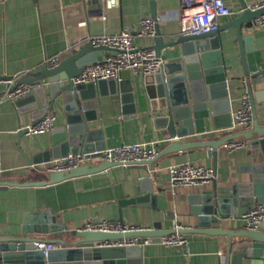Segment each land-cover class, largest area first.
Segmentation results:
<instances>
[{
    "label": "crops",
    "instance_id": "crops-1",
    "mask_svg": "<svg viewBox=\"0 0 264 264\" xmlns=\"http://www.w3.org/2000/svg\"><path fill=\"white\" fill-rule=\"evenodd\" d=\"M244 1L249 6L260 0ZM225 3L235 12L230 17H222L221 23L230 21L242 12L241 0H225ZM154 4L163 40L175 39L180 34L179 0H154ZM145 16H153L151 0H0V76H22L36 71L43 66L46 57L62 51L67 55L72 53L89 35L135 31ZM257 30H262V39L253 38V43L258 41L263 44L246 52L251 74L264 70V25L258 26L251 20L242 26L244 35ZM155 37L137 36L135 41L140 46L153 47ZM218 37L223 49L229 91L227 96L215 99L217 112L211 113L215 122L211 117L206 120V129L200 132L203 140L219 139L232 131L233 113L246 90L243 87L246 76L243 74L236 27L229 25L219 30ZM110 51L103 49L102 57ZM180 53V44L162 47L160 55L163 64L176 61ZM141 76L131 74L134 95L125 102L121 98L124 93L121 90V75L115 81L104 80L100 88L96 87L95 104L82 108L80 113L88 112L89 117L85 118L88 128L94 133V139L89 144L92 148L144 141L149 148L157 151L151 163L116 164L45 185H16L5 181L44 178L47 171L42 168L65 155L59 142L55 143L57 152L52 151V136L58 133L56 129L69 125L67 115L79 112L65 111L61 106L48 109L33 89L15 100L2 98L6 84L0 82V236L19 234L24 215L35 210L49 211L54 215L64 230L58 236L67 240L73 237L65 231L80 228L89 219H122L129 224L147 227L158 224L159 229L195 227L198 220L193 208L201 204V201H194L196 196L214 186L229 188L233 183L248 179L254 165L262 159L259 147L250 141L232 150L224 145L219 146L216 159L207 154L205 147L167 151L173 140L193 141L196 134L170 138L167 128L156 121L159 110L146 106L139 87ZM250 81L254 104L261 107V110H257L258 118L264 123V73L251 75ZM42 83L46 85L45 80ZM49 99L47 96V101ZM49 113L55 114L52 129L31 135L19 133L21 126ZM46 149H49L48 159L40 156ZM79 149H82L81 146ZM101 160L94 158L90 164ZM187 161L212 168L215 163L214 178L203 188H172L169 166ZM149 186L154 187V199L141 204L121 203L124 199L139 195L141 188L148 191ZM251 205L239 206L235 212L231 203L226 204L224 210L230 213H224L217 224L226 229L239 230L243 224L241 214ZM261 229H264V218ZM57 232L41 236L52 240ZM188 234L189 244L185 249L158 241L142 245L140 264H221L219 251L227 256L225 264H236L227 251L228 237L225 234ZM241 264H264V251L259 258H244Z\"/></svg>",
    "mask_w": 264,
    "mask_h": 264
},
{
    "label": "water",
    "instance_id": "water-1",
    "mask_svg": "<svg viewBox=\"0 0 264 264\" xmlns=\"http://www.w3.org/2000/svg\"><path fill=\"white\" fill-rule=\"evenodd\" d=\"M151 6L152 15L156 17L154 0H151ZM241 7L242 12L239 15L228 22L219 23L216 29L195 34H179L175 39L166 41L163 40L157 24L155 43L152 45L155 52L160 55L162 47L180 44L181 53L176 61L162 63L154 72L142 75L139 80V87L146 106L149 109L159 110L156 121L167 128L170 137L178 138L192 133L196 134V139L193 141L173 140L167 151L205 147L207 154L216 159V149L232 140L250 141L259 147L262 159L254 165L253 172H250L248 179L233 183L229 188L220 189L214 186L211 190H203L201 195L196 196L194 200L201 201L200 205L193 208V212L197 214V226L180 227L179 229L185 233L225 234L228 237L227 251L231 253L236 264H241L244 258L249 260L259 258L264 251V229L230 230L217 224L224 213H230L224 210V206L228 203H231L235 212L239 206H249L255 202L264 206V123L259 121L257 110H261V107H256L254 104L253 87L250 81L251 75L257 76L264 73V70L251 74L246 60L247 51L263 44L258 41L253 43V38L261 37L262 39L263 32L257 30L246 35L242 33L243 24L262 14L264 6L251 9L244 0H241ZM229 25L236 27L243 74L246 76L243 87L247 91L252 107L251 121L249 126L232 130L219 139L203 140L200 132L206 129V120L211 117V113L217 112L215 99L219 96H227L229 91L223 49L218 37V31ZM107 48L103 45L95 46L87 40L55 66H42L36 71L21 76L22 81L33 84V91L38 93L40 102L48 109L61 106L65 111L77 110L79 112L67 115L69 125L56 129L58 133L54 134L51 140L53 152H57L58 149L56 142L60 143L59 146L64 150L65 155L70 151L79 150V146L84 150L92 149L89 144L94 139V133L88 128L85 118L89 115L87 111L80 112L82 108L95 104L96 87L100 88L106 79L95 83H83L73 82L71 78L79 74L86 64L101 60V51ZM119 75L123 78L121 90L124 93L121 98L125 102L134 95V85L130 81L131 72L128 69L121 70ZM43 80L46 81V85L42 83ZM108 80L115 81V78L110 77ZM47 96L50 98L49 101H47ZM86 96L90 98L85 99ZM211 119L215 122V117L212 116ZM25 131L24 128L19 129V133H25ZM48 150L40 153V156L48 159ZM150 163L151 161H147L144 164ZM112 165L116 163L101 160L95 164H80L68 170H49L43 167L42 169L47 172L42 179L20 182L5 181V183L45 185L97 172ZM213 170L215 174V163ZM153 190V186H149L148 191L141 188L139 195L124 199L121 203L147 202L150 198L154 199ZM158 226L155 224L154 227L131 229L124 232L74 228L65 231L73 237L67 240L58 236L64 230H62V225L56 222L54 215L49 211L35 210L24 215L23 227L19 234L0 236V264H140L142 247L140 245L99 247L94 245V242L131 236L152 237L154 241H158L159 236L174 230L159 229ZM56 230L58 231L55 234L57 236L52 240L43 239L41 236ZM40 240L59 243V246L44 252L33 245L34 241Z\"/></svg>",
    "mask_w": 264,
    "mask_h": 264
},
{
    "label": "built area",
    "instance_id": "built-area-1",
    "mask_svg": "<svg viewBox=\"0 0 264 264\" xmlns=\"http://www.w3.org/2000/svg\"><path fill=\"white\" fill-rule=\"evenodd\" d=\"M264 6V0L249 5L251 9ZM235 11L229 7L225 0H179L178 20L180 34H195L216 29L221 23L222 17H230ZM258 26L264 25V12L253 19ZM158 18L145 16L140 20L139 28L135 31L122 30L117 33H106L101 35H89L84 40L91 41L93 45L107 46L111 49L101 60L88 63L82 71L71 79L73 82L95 83L101 79L110 77L117 78L121 70L128 69L132 75L141 76L154 72L162 63L163 58L155 52L151 46H140L136 43L137 36H155V27ZM67 53L62 51L46 57L43 66H55ZM0 82L6 84L2 92V98L15 100L18 97L29 93L33 84L21 80V75L0 76ZM252 107L245 90L240 99L239 107L233 113L232 130L249 126L251 121ZM55 114H46L43 118L20 128H24L26 135L49 131L54 126ZM19 128V129H20ZM174 138V137H170ZM248 141L232 140L224 144L229 149H236L244 146ZM157 151L148 147L147 143L124 142L113 147L92 148L89 150L79 149L75 152H68L52 160L47 169L68 170L77 165L91 163L94 158H101L105 161L114 162L119 165H138L151 161L156 157ZM169 183L172 188L178 186H197L203 188L210 182L215 174L210 166L191 161L175 163L169 166ZM264 206L255 203L247 208L242 214L243 224L241 228L248 230L261 229L264 218ZM88 230H101L109 232H124L131 229L147 228V226L133 225L121 220L111 219H89L82 227ZM176 226L168 234L159 236L158 242L185 249L189 244V234L179 230ZM154 241L152 237H123L117 239L101 240L94 242V245L103 246H126L144 245ZM35 248L47 252L49 249L57 248L55 242L34 241ZM226 254L219 251L221 264L226 262Z\"/></svg>",
    "mask_w": 264,
    "mask_h": 264
}]
</instances>
